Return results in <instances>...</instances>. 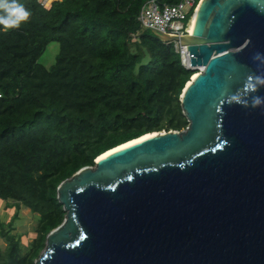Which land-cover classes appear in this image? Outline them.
Instances as JSON below:
<instances>
[{
  "label": "water",
  "instance_id": "water-1",
  "mask_svg": "<svg viewBox=\"0 0 264 264\" xmlns=\"http://www.w3.org/2000/svg\"><path fill=\"white\" fill-rule=\"evenodd\" d=\"M195 10L188 33L141 26L188 51L187 126L121 143L60 181L64 218L33 264H264V0Z\"/></svg>",
  "mask_w": 264,
  "mask_h": 264
},
{
  "label": "trees",
  "instance_id": "trees-1",
  "mask_svg": "<svg viewBox=\"0 0 264 264\" xmlns=\"http://www.w3.org/2000/svg\"><path fill=\"white\" fill-rule=\"evenodd\" d=\"M145 1L16 0L28 19L0 25V199L15 208L0 221V264H33L64 218L60 181L121 143L187 126L179 95L196 71L173 42L142 31ZM51 42L59 49L46 67ZM21 207L37 217L27 244L13 232Z\"/></svg>",
  "mask_w": 264,
  "mask_h": 264
},
{
  "label": "built area",
  "instance_id": "built-area-1",
  "mask_svg": "<svg viewBox=\"0 0 264 264\" xmlns=\"http://www.w3.org/2000/svg\"><path fill=\"white\" fill-rule=\"evenodd\" d=\"M198 2L199 0H180L173 4L160 6L156 0H146L139 11L138 20L141 26L156 28L166 34L181 35L188 33L189 20ZM189 14V20L185 23ZM172 42L175 50L179 53L182 65L192 69L186 47L181 46L177 40Z\"/></svg>",
  "mask_w": 264,
  "mask_h": 264
},
{
  "label": "rangeland",
  "instance_id": "rangeland-1",
  "mask_svg": "<svg viewBox=\"0 0 264 264\" xmlns=\"http://www.w3.org/2000/svg\"><path fill=\"white\" fill-rule=\"evenodd\" d=\"M58 49L59 46L57 42L49 43L45 52L40 57L39 62L46 67L50 66L54 62L55 56L58 53ZM14 211L15 208L11 202H6L0 199V221L8 222L11 219ZM36 218V215L31 213L28 208H20L18 212V218L14 221L15 230L13 232L21 233V241L23 244H27L34 236L32 227ZM0 246L2 248L5 246V242L1 237Z\"/></svg>",
  "mask_w": 264,
  "mask_h": 264
},
{
  "label": "clouds",
  "instance_id": "clouds-1",
  "mask_svg": "<svg viewBox=\"0 0 264 264\" xmlns=\"http://www.w3.org/2000/svg\"><path fill=\"white\" fill-rule=\"evenodd\" d=\"M0 10H2L0 25L4 29L18 28L30 15L24 6L17 3L16 0H0Z\"/></svg>",
  "mask_w": 264,
  "mask_h": 264
},
{
  "label": "bare ground",
  "instance_id": "bare-ground-1",
  "mask_svg": "<svg viewBox=\"0 0 264 264\" xmlns=\"http://www.w3.org/2000/svg\"><path fill=\"white\" fill-rule=\"evenodd\" d=\"M197 7V6H196ZM196 9V8H195ZM195 12H196V10H194ZM194 16H195V13L193 12V14H192V18H191V21H190V23H189V26H188V30H189V32H191L192 31V28H193V22H194ZM193 76H195V74H193ZM146 136H144V137H142V138H145ZM141 138V139H142ZM131 142H133V141H131ZM131 142H129V143H127V144H130ZM127 144H124V145H122V146H120V147H117L116 149H119V148H121V147H123V146H125V145H127ZM115 149V150H116ZM112 151V150H111ZM111 151H108L107 153H109V152H111ZM107 153H105V154H107ZM104 154V155H105ZM103 156V155H102Z\"/></svg>",
  "mask_w": 264,
  "mask_h": 264
}]
</instances>
